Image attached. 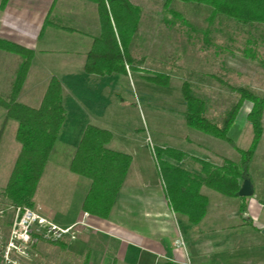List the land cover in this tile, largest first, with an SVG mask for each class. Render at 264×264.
<instances>
[{
  "label": "rangeland",
  "instance_id": "374dc122",
  "mask_svg": "<svg viewBox=\"0 0 264 264\" xmlns=\"http://www.w3.org/2000/svg\"><path fill=\"white\" fill-rule=\"evenodd\" d=\"M129 1L140 7V20L130 39L128 52L134 64L142 70L134 72L126 67L127 76L111 75L113 92L115 88L121 106L117 110L116 104L109 103L104 115L113 119L126 118V122L111 125V132L115 135L118 131L122 138L134 133L136 145L130 146L131 152L137 163L150 165L152 180L159 182L164 193L153 157L152 148L157 147V144L161 148L170 147L185 152L189 157L177 164L196 169H199V165L190 157H207L210 162L222 165L224 158L221 154L234 158L239 154L225 140L204 136L208 134L185 125L180 89L186 84L191 94L203 101L208 116L217 119H221L223 113L236 102L235 87H248L256 95H263L264 23H240L220 15L208 20L211 9L196 2L171 0L165 6V0ZM6 52L10 54L9 58L0 55V95L3 97L13 80L12 71L20 62L16 53ZM155 73L168 75V84L160 86L144 79L146 75ZM250 108L251 102H244L234 125L230 127V137L238 149H247L252 140V127L247 120ZM258 124L260 137L248 165L254 191L245 200V217L250 220V224L237 214L240 199L226 205L225 210L232 211L231 219H217L215 228H211L213 225L204 226V234L211 231L215 234L203 235L199 249L202 256L197 254L196 262L205 260L203 254L208 252V259L203 261L205 264H264V234L261 232L264 229V108ZM81 133L78 125L72 129L70 135L75 138L74 146ZM62 145L61 139L55 142L57 153L52 154L45 167L32 205H11L1 196L0 188V264H9L2 259V251L17 207H30L58 225L65 226V215L68 209H72L71 202L74 204L81 200L86 182H78L67 171L66 158L69 152ZM116 146L118 144L114 141L113 147ZM6 160L5 155L0 156L1 178L7 170ZM177 218L173 216L170 222L175 231H182ZM250 218L255 219V225ZM53 243H32L27 262L62 264L56 261L59 258L51 248ZM17 260L21 263L26 261L21 257Z\"/></svg>",
  "mask_w": 264,
  "mask_h": 264
},
{
  "label": "crops",
  "instance_id": "0c3cea01",
  "mask_svg": "<svg viewBox=\"0 0 264 264\" xmlns=\"http://www.w3.org/2000/svg\"><path fill=\"white\" fill-rule=\"evenodd\" d=\"M98 34L97 9L91 0H0V41L33 52L17 100L37 107L52 76L59 80L61 86L66 116L57 140L61 139L62 147L69 152L66 158L69 174L78 182H86L81 200L74 204L71 202L72 209L66 211L65 226L81 219L84 212L81 202L89 185L88 180L73 175L68 169L78 143L74 146L75 138L70 135L72 129L77 125L82 132L87 125L107 129L112 138L106 146L131 156L107 217L89 214L85 219L87 226L77 227L75 240L53 243L51 248L59 258L56 261L62 264H180L190 258L192 264L193 261L194 264H205L203 261L208 259V252L203 254L205 260L196 262L197 254L201 253V239L205 234H215L212 231L204 234L205 227L213 225L211 228H215L219 218L230 220L232 211L225 210V207L239 197L223 196L201 187L200 193L207 198V205L203 218L196 224L189 222L186 215L172 211L159 182L152 180L150 165L137 163L131 152L130 146L136 145L134 133L122 138L118 131L115 135L111 132V125L126 122V118L113 119L104 115L109 103L116 104L117 110L121 106L115 88L113 92L112 76L88 74L83 70L84 54L92 38ZM1 54L6 58L10 56L5 50H0ZM15 129L16 123L10 119L5 121V112L0 107V156L5 155L7 158V170L3 178L0 177L1 189L7 182L20 149L15 139ZM230 129L228 137L233 140ZM114 141L118 146L113 147ZM156 146L162 147L160 144ZM55 152L57 150L53 146L47 164ZM143 155L146 156L145 153ZM221 156L235 162L239 160V154L235 158ZM202 159L210 162L207 157ZM182 168L200 174V169L189 166ZM173 216H178L182 231L174 230L170 222ZM250 219L255 225V219Z\"/></svg>",
  "mask_w": 264,
  "mask_h": 264
},
{
  "label": "trees",
  "instance_id": "16d2710c",
  "mask_svg": "<svg viewBox=\"0 0 264 264\" xmlns=\"http://www.w3.org/2000/svg\"><path fill=\"white\" fill-rule=\"evenodd\" d=\"M91 1L97 9L99 34L92 38L89 49L84 54V72L98 76H127L126 67L130 71L140 72L142 69L134 64L128 52L130 39L140 20V7L129 0ZM180 1L208 6L211 9L208 20L220 15L240 23H264V0ZM170 2L171 0H165V6ZM0 50L16 53L20 58L9 91L4 97L0 95V107L5 112V121L10 119L16 123L14 135L20 145L1 196L13 206H30L66 111L62 103L59 80L54 76L49 79L37 107L19 102L17 94L33 52L2 41ZM144 79L160 86H166L169 82L168 75L164 73L146 75ZM233 91L237 100L223 113L221 119L208 116L203 101L194 97L186 84L181 86L180 94L184 102L185 125L225 140L239 153L238 162L224 158L223 164L217 166L206 160L190 157L199 165L200 174H196L177 164L183 158L189 157L185 152L170 147L152 148L169 206L173 212L186 215L192 224L198 223L206 211L207 198L200 193L201 187L223 196L238 197L241 179L249 178L248 165L260 137L258 119L264 108V94L258 96L244 86L235 87ZM244 102H251L247 120L253 134L249 147L238 149L227 133ZM111 138L109 130L87 125L68 164L70 173L89 181L81 202V210L100 218L109 214L131 162L129 154L106 146ZM239 199V215L250 224V220L245 217L247 198Z\"/></svg>",
  "mask_w": 264,
  "mask_h": 264
},
{
  "label": "built area",
  "instance_id": "2783aa9c",
  "mask_svg": "<svg viewBox=\"0 0 264 264\" xmlns=\"http://www.w3.org/2000/svg\"><path fill=\"white\" fill-rule=\"evenodd\" d=\"M89 213L83 212L78 221L61 226L44 217L30 207H17L13 222L8 232V238L2 251V259L9 264H29L28 250L36 241L60 242L72 241L77 238V227L87 226L85 221ZM180 245L183 242L179 243ZM13 257H15L13 259ZM18 257L26 261L21 263ZM180 264H191L189 259Z\"/></svg>",
  "mask_w": 264,
  "mask_h": 264
},
{
  "label": "water",
  "instance_id": "95a60500",
  "mask_svg": "<svg viewBox=\"0 0 264 264\" xmlns=\"http://www.w3.org/2000/svg\"><path fill=\"white\" fill-rule=\"evenodd\" d=\"M253 191L254 189H253L250 179L242 178L241 184L237 191V196L238 197H251L253 195ZM261 232L264 234V229H262Z\"/></svg>",
  "mask_w": 264,
  "mask_h": 264
}]
</instances>
